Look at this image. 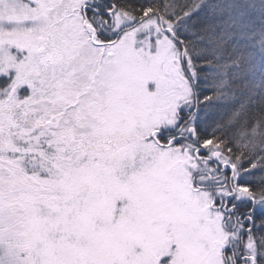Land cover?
<instances>
[{
  "label": "snow or ice",
  "instance_id": "1",
  "mask_svg": "<svg viewBox=\"0 0 264 264\" xmlns=\"http://www.w3.org/2000/svg\"><path fill=\"white\" fill-rule=\"evenodd\" d=\"M0 264H264V0H0Z\"/></svg>",
  "mask_w": 264,
  "mask_h": 264
}]
</instances>
